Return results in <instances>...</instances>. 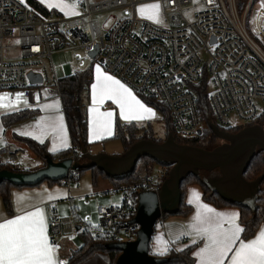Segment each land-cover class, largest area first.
<instances>
[{"label": "built area", "instance_id": "built-area-1", "mask_svg": "<svg viewBox=\"0 0 264 264\" xmlns=\"http://www.w3.org/2000/svg\"><path fill=\"white\" fill-rule=\"evenodd\" d=\"M65 1L75 3L78 14L45 16L27 2L0 0V91L21 90L31 105L38 103L34 88L41 85L59 96L55 54L81 50L89 58L88 53L98 45L96 59L101 66L138 95L163 104L181 140L198 141L203 136L192 86L205 76L214 86L209 103L216 126L247 127L264 116V49L253 40L264 47V0H248L243 10L238 0ZM149 2L159 4L167 27L137 17V8ZM123 8L128 10L126 16L115 20L108 30L96 19L103 12ZM8 40L15 43L23 61L6 60ZM75 60L80 65L85 62L81 55H76ZM30 72L40 74L42 83L31 86L27 77ZM4 153L7 163L17 164L26 150L9 145ZM68 159L72 164L81 161L82 152L72 147ZM79 177L78 170L70 169L65 184L71 186ZM158 183L159 177L152 175L142 187L145 192L159 193ZM125 202L97 207L102 232L119 242L135 240L140 228L134 222L136 215L133 217L128 196ZM48 209L52 213L48 238L54 246L62 236L77 232V225L87 223L57 216L51 203Z\"/></svg>", "mask_w": 264, "mask_h": 264}, {"label": "trees", "instance_id": "trees-1", "mask_svg": "<svg viewBox=\"0 0 264 264\" xmlns=\"http://www.w3.org/2000/svg\"><path fill=\"white\" fill-rule=\"evenodd\" d=\"M248 0H238V7L240 10L245 8ZM26 2L36 9L38 12L45 16H53L59 14L56 10H49L40 4L37 0H26ZM93 81V66L73 72L71 75L60 79V92L59 97L62 102L64 115L71 139L72 147L78 148L80 151L83 149L88 150L90 142L88 141V118L86 109V96ZM208 79L205 76L203 80L192 86V90L195 92L196 100L198 103L199 114L203 123V136L198 141H184L181 140L174 132L169 118L168 110L158 101L143 98L146 104L154 107L164 117L166 125L165 139L157 140L152 128H139L135 124H123L117 122L116 131L112 140H118L124 147V152L127 151L132 145L141 140H150L155 142H163L170 135L175 137V140L179 144L193 145L205 149H213L218 145H214L215 142L222 141L218 139L212 126L216 125L214 120L210 103L209 94L207 93ZM36 114L30 111H22L19 113L9 114L3 117V125L9 128L13 124H18L33 118ZM254 125H260L264 127V116L260 117ZM222 131L228 133H236L243 129L240 128H219ZM20 142H23L28 148L38 157L44 160V167L47 166V160L50 158L56 162H61L70 156L72 153V147L68 150L58 152L56 154H50L46 150L45 145H41L26 138H18ZM84 161V165L88 161ZM158 164L154 159L149 157H142L138 160L135 170L132 174L125 178L114 179L105 174L104 171L99 170L93 166L90 168L82 167L78 171L80 177L82 172L86 169L92 171V181L95 187L98 186L101 180L109 181L114 190L122 191L124 198L122 203L125 202V197L130 198V203L133 205V217H135L138 207L139 195L145 192L142 184L147 181L148 177L152 176V170L154 165ZM161 166V165H160ZM171 166H161V172L158 185L161 187L164 180L167 179ZM7 170L15 173H29L35 170H26L20 167L19 164L0 163V171ZM264 173V152L258 150L255 157L250 162L244 178L249 181H255L261 177ZM218 172H214L213 175H217ZM209 176L206 172H201L200 177H196L193 174L188 175L181 184L182 201L180 210L176 215L188 216L192 211V207L185 203V193L189 185H198L203 190V198L206 202L218 207L235 206L240 210L239 222L242 225L244 232L241 234V238L248 240L252 239L258 232L260 226L264 223V180L261 183L260 190L257 198V207L255 211L244 206H238L222 199L217 193H213L204 183L202 177ZM79 177V178H80ZM79 178L77 180H79ZM47 182L50 185L65 182L49 181L45 180L42 183ZM40 183V184H42ZM40 184L36 185L39 186ZM29 186H14L8 182L0 184V198L2 199L6 212L9 215L13 214L11 193L13 189L24 188ZM35 187V186H31ZM74 219L78 222L81 221L76 215V209L73 210ZM171 215H164L161 219L170 217ZM161 219L159 221H161ZM83 239V244L78 249H70L66 258L67 264H117V260L121 255V251L109 248L110 245L120 241L118 238H113L110 235L103 233L100 227H94L88 223L82 225L81 229L77 232ZM194 247H188L183 251H177L174 248H170L167 254L163 256H156L158 258L166 259L162 264H195L194 259L191 256ZM153 255V254H152Z\"/></svg>", "mask_w": 264, "mask_h": 264}, {"label": "water", "instance_id": "water-1", "mask_svg": "<svg viewBox=\"0 0 264 264\" xmlns=\"http://www.w3.org/2000/svg\"><path fill=\"white\" fill-rule=\"evenodd\" d=\"M98 55V45L88 53L95 60ZM28 80L31 86L42 83V76L30 72ZM215 136L224 141L213 149H205L193 145H183L176 142L170 135L163 142L141 140L132 145L121 155L98 153L92 155L83 149L82 156L87 164L71 159L56 162L47 160V166L29 173L0 171V184L8 182L14 186H36L45 180L60 181L66 179L69 170H79L82 167H97L114 179L125 178L135 170L138 160L142 157L154 159L161 166H171L166 180L162 183L159 193L143 192L139 195L138 207L134 222L140 228L135 240L117 242L109 246L121 251L117 264H162L166 259L158 258L150 253L157 222L164 215H176L182 201L181 184L190 174L196 177L201 172L209 176L202 177L206 186L217 193L222 199L238 206L256 210L257 198L264 173L257 180L249 182L244 174L258 150L264 152V127L251 125L236 133H228L213 125ZM217 175H213L214 172ZM81 225L76 226V231Z\"/></svg>", "mask_w": 264, "mask_h": 264}, {"label": "snow or ice", "instance_id": "snow-or-ice-1", "mask_svg": "<svg viewBox=\"0 0 264 264\" xmlns=\"http://www.w3.org/2000/svg\"><path fill=\"white\" fill-rule=\"evenodd\" d=\"M24 3V0H20ZM49 7H57L65 12V15L78 14L76 4H67L64 0H40ZM264 7V4L261 5ZM158 9V5H146L143 9ZM152 19V16L148 17ZM19 43V41H16ZM93 107L90 112L94 117L90 120V136L93 134V126L97 137L112 132L113 112H100L99 105L105 100H111L120 110V118L123 120L142 119L144 113L155 115L151 108L145 107L132 92L119 80L114 79L96 68V80L91 85ZM22 94L17 95V101ZM6 97L0 96V101ZM0 103V108L8 107ZM55 106L48 105L50 109ZM58 111V110H57ZM63 116L59 114L50 115L37 121L36 131L24 132L23 135L31 136L40 143L44 137L53 136L54 144L58 141L61 145L67 146L66 130L63 123ZM54 151V149H50ZM52 197L49 196L48 199ZM26 197H17V215L11 219H4L0 222V264H67L57 256L58 246L49 243L47 235V221L44 209L34 207L26 211L20 205ZM197 199H199L197 195ZM239 214L236 212H217L207 205H199L193 222L187 227L188 232L180 235L193 236V243L196 239L203 240V247L195 253L198 264H225V259L231 253L228 264H264V227L252 239H242L241 233L245 231L238 223ZM87 220V217H84ZM179 239V235L175 237ZM181 249H177L180 251ZM168 251L167 247L158 249L155 254L163 255Z\"/></svg>", "mask_w": 264, "mask_h": 264}, {"label": "crops", "instance_id": "crops-1", "mask_svg": "<svg viewBox=\"0 0 264 264\" xmlns=\"http://www.w3.org/2000/svg\"><path fill=\"white\" fill-rule=\"evenodd\" d=\"M40 4H42L45 8L49 10H58L53 6L49 7L45 3H41L40 0H37ZM54 3L55 0H52ZM63 15V14H62ZM73 15H67L69 17L74 16ZM66 16V15H65ZM59 54V53H58ZM79 68L74 70L73 67L70 65L65 66L64 71L66 76L71 75L73 72L78 71V70H83L86 68V64L84 63L83 65H80L78 63ZM97 66L100 67V70L108 75H111L114 79L119 80L112 74L108 73L101 65H94L93 66V81L92 84L95 83L96 80V68ZM71 69V70H70ZM57 73V72H56ZM58 75V74H57ZM65 76V77H66ZM60 79L62 77L58 75ZM120 81V80H119ZM121 82V81H120ZM124 84L123 82H121ZM91 84V85H92ZM125 85V84H124ZM132 94L138 99L142 104L145 105L147 108H151L152 111L154 112V116L149 114V113H144L143 116L144 118L142 119H130V120H123L120 118V110L117 107V105L113 104L111 100H105L102 104H100L99 111L100 112H108L111 111L113 112V118H112V132L110 135L108 134H103L99 137H97L95 133V129L93 126V134L90 136V120L93 119L94 113L90 112V108L93 107L92 103V90L91 86L88 92V96H86V109H87V118H88V141L90 142V147L88 151L92 154H98V153H104V148L102 146H106L110 142L116 141L112 140L114 137L115 131H116V124L117 122H121L123 124H135L139 128H152V121H156L157 116H158V111L152 107L146 104L144 101V97L141 95H138L135 93L131 88L125 85ZM36 91V90H35ZM0 93H7L6 97H9L7 102L3 103L5 105H9L8 107L0 108V163H6L8 161V157L6 153H4V149L7 146H13V145H19L22 146L26 150V155L21 157L19 162L17 164L20 165L21 168L26 169V170H39L41 168H44V160L35 155L26 144L23 142L18 141V138H26L30 139L32 141H35L38 144L45 145L46 150L50 154H56L61 151L68 150L72 147L71 144V139L66 123V118L64 115L63 107H62V102L60 97L56 94V92L49 91V92H36L37 97H38V103L35 105H31L28 101V99L25 96V93L21 90H18L16 92H10V91H0ZM22 94L20 96V99L17 101V95ZM10 100V102H9ZM48 105H53L55 107L53 108H46ZM58 110V111H57ZM22 111H30L34 112L36 115L24 122H20L18 124H13L9 128L4 127L3 125V117L9 114H14V113H19ZM54 114H59L62 115L64 120V127L66 130V140H67V146L61 145L58 141L54 144L53 142V136L48 135L44 137V142L40 143L39 140L33 139L31 136L28 135H23L21 133L24 132H31V131H36V124L37 121L41 120V118L54 115ZM154 131V130H153ZM50 149H54V151H50ZM124 153V149H123ZM109 155V154H108ZM116 155V154H115ZM121 155V154H117ZM64 181V180H63ZM109 181L106 180H101L96 187L97 190L95 191H109L112 187ZM79 188V187H78ZM72 188V186H67L64 182L62 183H57L54 185H50L47 182H44L40 184L39 186L35 187H24V188H16L12 190L11 193V201H12V209H13V214L9 215L6 212L4 203L2 199L0 198V222L4 219H11L14 218L18 213H17V197L18 196H24L26 199L24 202L20 205L21 208H24L26 211L33 210L34 207H41L44 209L46 221H47V235L49 232V221L51 214L48 209V205L51 203L53 205V210L54 213L59 216V217H69L72 215V218L74 217L73 215V210L76 209V215L82 219L85 220L84 217L89 218V214H83V211L81 209H78L76 204H78V201L76 200L77 193L79 189ZM197 195L199 199H197ZM51 196V199H48V197ZM100 202L103 201V199L98 200ZM185 203L190 205L192 207V211L189 213L188 216H182V215H171L170 217L161 219V237L157 239V241H154L152 238V241L150 243V253L156 256H163V255H157L155 254L158 249H162L164 247H167L168 251L170 248H174L177 250L178 248L181 249L180 251H183L187 249L188 247H194L193 251L191 253L192 258L195 261V264H198L197 257L195 255L196 252L199 251V248L203 247V240L201 239H196V242L193 243V236L191 235H180L182 232H188L190 229L187 227L193 222V217L196 215V212L198 211V206L203 204L207 205L208 207H211L217 212H222V213H231V212H236L239 214L237 223L242 227V225L239 222L240 219V210L238 207L235 206H228V207H222L218 208L208 202H206L203 198V190L200 186L198 185H189L186 189L185 193ZM115 205V204H112ZM100 206V205H99ZM98 206V207H99ZM85 213H88L86 211ZM88 223V222H87ZM264 227V223L260 226ZM243 228V227H242ZM259 228V230H260ZM258 230V231H259ZM258 233V232H257ZM156 234V230L154 231V235ZM242 234V233H241ZM153 235V236H154ZM179 235V239L176 240L175 237ZM255 237V236H254ZM253 237V238H254ZM50 243V242H49ZM68 247L65 241L58 247L57 251V256L58 258L62 257L66 261L68 259L66 258L67 253H68ZM71 249V247H70ZM167 251V252H168ZM166 252V254H167ZM231 257V253H229V256L225 259V264H228V260Z\"/></svg>", "mask_w": 264, "mask_h": 264}, {"label": "rangeland", "instance_id": "rangeland-1", "mask_svg": "<svg viewBox=\"0 0 264 264\" xmlns=\"http://www.w3.org/2000/svg\"><path fill=\"white\" fill-rule=\"evenodd\" d=\"M24 2H26V0H24ZM64 2L67 4H73V2H68L65 0ZM152 4L158 5V9H155V10L146 9L144 11H138V9H143L144 6L152 5ZM55 8L58 10L59 14L65 15L64 11H61L57 7ZM78 10L79 8L76 6L75 11L78 12ZM127 11L128 10L126 8H123L120 10L103 12L97 15L96 19L98 20L102 28H104L105 30H108L114 25L115 20H119L125 17L126 16L125 12ZM130 12L132 14V11ZM149 16H152L153 18L149 19L148 18ZM137 17L139 19H145V20L156 22L161 27H167V24L163 20L160 6L156 2H149L148 4H141L137 8ZM187 17L188 19L191 20L192 14L189 13ZM253 40L258 46H260V48L264 49V47L255 38H253ZM5 45H6V48L4 49V55H5L6 60L12 61V62L23 61V59L18 57V50L14 47L15 43L13 41L8 40L5 42ZM76 55H81L82 57H84L85 59L84 63L86 64V68H89L91 65L92 66L98 65V64L101 65L99 59L92 60L90 58H87V53H85L84 51H81V50L64 51L59 54H55L54 56V66H55L56 72L62 78L66 76L65 71H64L65 66L70 65L71 67L74 68V70H77L79 68L78 62L75 60ZM204 59L207 61L206 57ZM79 69H81V67ZM34 90H36V92L41 91L43 93L53 91V89L45 85L36 87L34 88ZM213 92H214V86L208 80L207 93L210 95ZM0 96L6 97L7 93H0ZM8 99L9 97H6L3 101H0V103H5L7 102L6 100ZM235 124H240V122H235ZM241 125L244 128L246 127L245 124H241ZM152 127H153L154 134L157 140L165 139L166 125L164 122V117L160 112H158L156 121H152ZM220 144H221V141H218V142H215L214 145H220ZM102 147L104 148V151H105L104 153L106 154H109V155L123 154L124 147L122 143L118 140L110 142L106 146H102ZM81 163L84 164V161H81ZM159 172H161V166L159 164H155L152 170V175L155 177H158L160 175ZM108 185L110 186L111 184H108ZM71 186L72 188H76V189L79 187L78 192H76L77 193L76 200L78 201V204H76V206L78 209H81L83 211V214H89V218L87 219V222L89 225H92L94 227H100V218L97 215V207L99 205L100 206H110L112 204L120 205L124 198L123 192L120 190L116 191L114 190V188H111L109 191H95V189L97 188L93 185L92 171L88 169L83 171L79 180H77ZM97 190H100V189H97ZM100 199H103V201L102 202L98 201ZM86 211H88V213H85ZM69 217L72 218V215H70ZM161 225H162L161 222L158 221L155 227L156 234L153 236L154 241H157V239L161 237V229H162ZM63 241H65L67 246H69L68 251L70 250V247L71 249H78L83 244V239L81 238V236L78 235L77 232L72 233L70 235L62 236L61 239H59L58 247L63 243Z\"/></svg>", "mask_w": 264, "mask_h": 264}, {"label": "flooded vegetation", "instance_id": "flooded-vegetation-1", "mask_svg": "<svg viewBox=\"0 0 264 264\" xmlns=\"http://www.w3.org/2000/svg\"><path fill=\"white\" fill-rule=\"evenodd\" d=\"M223 143H224V141H221V144H223ZM221 144H220V145H221Z\"/></svg>", "mask_w": 264, "mask_h": 264}]
</instances>
